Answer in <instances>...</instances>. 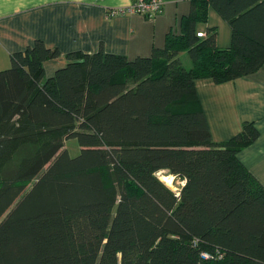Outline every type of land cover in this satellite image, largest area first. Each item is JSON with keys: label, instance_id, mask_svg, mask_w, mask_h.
<instances>
[{"label": "trees", "instance_id": "1", "mask_svg": "<svg viewBox=\"0 0 264 264\" xmlns=\"http://www.w3.org/2000/svg\"><path fill=\"white\" fill-rule=\"evenodd\" d=\"M192 1L149 57L71 52L46 78L60 52L37 40L0 70V264H264V185L238 157L259 131L214 141L195 87L262 67L264 0ZM210 7L229 47L197 34Z\"/></svg>", "mask_w": 264, "mask_h": 264}, {"label": "crops", "instance_id": "2", "mask_svg": "<svg viewBox=\"0 0 264 264\" xmlns=\"http://www.w3.org/2000/svg\"><path fill=\"white\" fill-rule=\"evenodd\" d=\"M131 0H0V70L12 64V54L24 51L37 40L57 48L58 57L46 60L45 77L66 66L67 54L83 52L149 57L165 45L170 32L180 33L182 19L194 10L192 0H166L155 18L140 14L107 16L109 8ZM216 28L217 43L229 47L232 28L214 8L208 20L196 25L198 32ZM195 87L214 141L230 139L246 121L254 122L258 138L239 151L238 157L264 185V64L255 73L224 83L197 79Z\"/></svg>", "mask_w": 264, "mask_h": 264}, {"label": "built area", "instance_id": "3", "mask_svg": "<svg viewBox=\"0 0 264 264\" xmlns=\"http://www.w3.org/2000/svg\"><path fill=\"white\" fill-rule=\"evenodd\" d=\"M166 0H131L130 4L126 6L109 8L107 10L108 17L126 14H140L147 18H155L164 9ZM205 32H198V36H205ZM204 258L211 257L207 252L202 254Z\"/></svg>", "mask_w": 264, "mask_h": 264}, {"label": "rangeland", "instance_id": "4", "mask_svg": "<svg viewBox=\"0 0 264 264\" xmlns=\"http://www.w3.org/2000/svg\"><path fill=\"white\" fill-rule=\"evenodd\" d=\"M189 55L187 53H184L181 55V59L182 61L184 62V64L189 67L192 65L191 63V59L190 57H188ZM66 146L69 150V153L72 155V156H76L80 153V145H79V142L77 139H69L67 140L66 142ZM161 178L166 181L168 184H170V186L174 189V190H177L178 188L175 186L174 184V177L172 175H162Z\"/></svg>", "mask_w": 264, "mask_h": 264}]
</instances>
